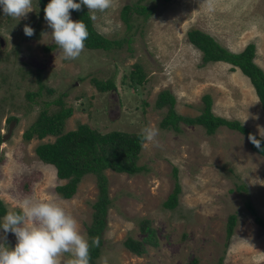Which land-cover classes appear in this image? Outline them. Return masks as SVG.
<instances>
[{
    "label": "rangeland",
    "instance_id": "374dc122",
    "mask_svg": "<svg viewBox=\"0 0 264 264\" xmlns=\"http://www.w3.org/2000/svg\"><path fill=\"white\" fill-rule=\"evenodd\" d=\"M127 2L151 10L147 15L130 12L126 25L119 10ZM70 18L75 21L71 12ZM92 24L108 38L130 37L129 41L108 50L85 47L77 59L65 60L36 0L26 19L5 16L0 9L1 135L7 130L6 117H16L10 134L0 141V199L7 212L19 209L25 197L51 199L77 220L86 236L84 224L90 221V203L97 193L94 175H83L75 193L62 198L54 186L64 180L34 152L38 142L54 136L28 140L21 136L43 102L49 101L47 108L52 110L57 104L51 99L59 96L63 106L72 108L65 130L77 122L101 131L159 129V146L141 143L137 163L145 169L132 174L104 169L110 204L98 262L187 264L195 258V264H215L221 256L220 264H264V229L244 206V200H249L264 218V156L250 149L242 133L224 125L212 134L184 122L178 132L160 127L164 108L153 105L156 93L164 88L174 95L177 112L195 115L202 94L208 93L213 113L236 118L264 135V114L248 78L225 61L202 63L200 52L185 36L187 29L195 27L232 51L253 42L254 61L264 71V0H113L112 7L96 13ZM25 25L34 29L33 36H25ZM50 44L55 46L45 48ZM135 61L142 65L145 80L130 87L122 80ZM91 76L111 78L115 88L98 91ZM38 77L54 91L27 97V91L37 90ZM175 182L179 186L176 204L166 207L163 201ZM228 213L236 218L226 239ZM141 218L149 220L156 242L144 243V251L137 255L121 240L126 235L143 236L138 228ZM6 235L7 246L14 247L15 235ZM61 259L66 262L71 257L64 254Z\"/></svg>",
    "mask_w": 264,
    "mask_h": 264
},
{
    "label": "trees",
    "instance_id": "16d2710c",
    "mask_svg": "<svg viewBox=\"0 0 264 264\" xmlns=\"http://www.w3.org/2000/svg\"><path fill=\"white\" fill-rule=\"evenodd\" d=\"M40 10H43L49 0H36ZM79 3V0H74ZM150 8L139 2L123 3L119 10L121 20L128 24L130 12L148 14ZM75 21L81 20L87 26L89 32L88 39L85 41V47L91 49L108 50L119 46L122 41L128 42L130 37H121L111 39L100 32L96 31L92 24L90 13L85 6H81L79 11L70 10ZM186 39L199 52L202 63L210 61L228 62L232 69L237 67L249 80L253 87L254 93L258 100L262 113L264 114V71L254 61V44L247 42L240 50L232 51L222 46L211 34L198 28H189L185 32ZM55 46L50 44L45 48ZM145 71L139 62H133L126 74L127 79L122 80L130 87L140 85L145 80ZM94 87L98 91L114 89L115 84L111 78L90 77ZM38 88L36 91H27L26 96L40 94L43 90L46 94L51 95L54 89L48 86L41 78L38 77ZM201 108L195 115L179 113L174 108V95L167 89H160L153 102L154 107L164 108V113L159 120V126L170 128L175 132L180 130V123L197 124L203 127L207 134H212L219 126H226L242 133L247 138L250 149L264 156V138L256 134L251 128L242 124L236 118H227L218 115L211 110V98L208 93L201 96ZM44 101V106L38 109L35 117L24 127L21 136L24 140L31 137L38 139L46 135L54 136L51 141H40L34 146V152L37 157L44 163H50L54 166L55 176L63 179L61 183L54 186V190L62 198H70L76 191V187L81 177L91 173L95 178L97 193L95 199L90 203L92 208L90 221L84 224L86 238L91 243L93 237H99L101 243L102 234L106 225V209L110 204V198L107 194V177L104 169L108 168L115 172H124L132 174L145 169L143 164H138L137 160L141 148L140 131H126L121 129H110L101 131L96 127L90 126L85 122H77L72 129H64V122L70 115L72 108L63 106L59 96L51 99V102L57 104V107L49 110ZM14 119L13 115L7 116L6 121ZM252 134L261 140V149H257L249 140L248 135ZM1 141V134H0ZM175 176V168H172ZM237 188L240 185H236ZM179 186L175 182L172 190L167 194L163 205L172 208L177 201ZM244 206L249 214L252 215L253 221L264 229V218H262L254 209L249 200H244ZM19 209H12V211ZM7 213V209L0 199V216ZM235 214L228 213L225 220V238L228 239L235 223ZM139 231L143 236L139 239L129 235L122 238V245L134 254H141L145 247L144 243L155 244L156 238L153 229L149 226L147 218H141L138 221ZM99 255V247H90V264H101L96 260ZM195 258H191L187 264H195ZM221 263V256L215 264Z\"/></svg>",
    "mask_w": 264,
    "mask_h": 264
},
{
    "label": "clouds",
    "instance_id": "9594fccd",
    "mask_svg": "<svg viewBox=\"0 0 264 264\" xmlns=\"http://www.w3.org/2000/svg\"><path fill=\"white\" fill-rule=\"evenodd\" d=\"M113 0H49L44 7V19L51 29L49 33L55 44L62 50L63 59H77L85 48L89 32L81 20L73 21L70 10L79 11L85 6L91 12L103 13L112 7ZM0 9L5 16L17 20L27 18L32 11V0H0ZM25 36L34 35V29L25 25ZM159 129L154 126L142 127L139 138L142 143L158 145ZM264 138V135H262ZM248 140L261 149V140L249 134ZM4 235L0 236V264H90V247H99V237L91 243L81 234L77 220L54 200H34L25 197L19 204V211H9L0 222ZM13 233L16 244L9 248L7 233ZM69 254L71 259L62 262L61 257ZM104 264H107L105 259Z\"/></svg>",
    "mask_w": 264,
    "mask_h": 264
},
{
    "label": "water",
    "instance_id": "95a60500",
    "mask_svg": "<svg viewBox=\"0 0 264 264\" xmlns=\"http://www.w3.org/2000/svg\"><path fill=\"white\" fill-rule=\"evenodd\" d=\"M0 44H2V39L1 38H0ZM14 122H15V120H13V119L9 120L6 132L1 135V139L2 140L10 134L11 126H12V124H14Z\"/></svg>",
    "mask_w": 264,
    "mask_h": 264
}]
</instances>
